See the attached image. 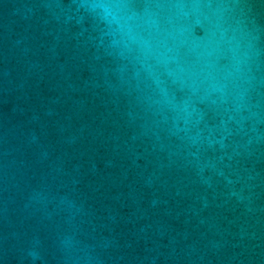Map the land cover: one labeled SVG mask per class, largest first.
<instances>
[{"label":"water","instance_id":"water-1","mask_svg":"<svg viewBox=\"0 0 264 264\" xmlns=\"http://www.w3.org/2000/svg\"><path fill=\"white\" fill-rule=\"evenodd\" d=\"M0 264H264V0H0Z\"/></svg>","mask_w":264,"mask_h":264}]
</instances>
